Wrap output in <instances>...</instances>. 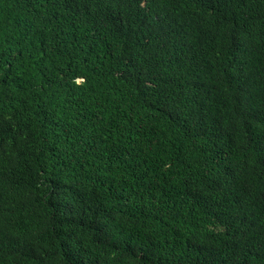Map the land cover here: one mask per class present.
<instances>
[{
	"label": "trees",
	"instance_id": "1",
	"mask_svg": "<svg viewBox=\"0 0 264 264\" xmlns=\"http://www.w3.org/2000/svg\"><path fill=\"white\" fill-rule=\"evenodd\" d=\"M0 264H264V0H0Z\"/></svg>",
	"mask_w": 264,
	"mask_h": 264
}]
</instances>
